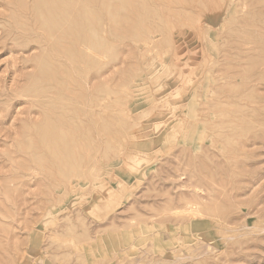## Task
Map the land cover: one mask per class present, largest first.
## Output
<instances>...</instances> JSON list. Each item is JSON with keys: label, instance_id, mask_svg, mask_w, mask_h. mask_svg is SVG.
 Returning <instances> with one entry per match:
<instances>
[{"label": "rangeland", "instance_id": "obj_1", "mask_svg": "<svg viewBox=\"0 0 264 264\" xmlns=\"http://www.w3.org/2000/svg\"><path fill=\"white\" fill-rule=\"evenodd\" d=\"M0 264H264V0H0Z\"/></svg>", "mask_w": 264, "mask_h": 264}, {"label": "bare ground", "instance_id": "obj_2", "mask_svg": "<svg viewBox=\"0 0 264 264\" xmlns=\"http://www.w3.org/2000/svg\"><path fill=\"white\" fill-rule=\"evenodd\" d=\"M103 7H104V6H103ZM102 9H103V8H102ZM63 11H64V10H63ZM76 16H77V17L75 18V21H76V24H77V22H78V15L76 14ZM23 22H24V21H23ZM87 24H89V23H87ZM87 24H86V27L88 26ZM22 26H23V25H22ZM20 28H21V27H20ZM37 28H38V27H37ZM22 29H23V28H22ZM24 30H25V29H24ZM46 35H47V34H46ZM81 37H82V36H81ZM51 39H52V38H51ZM111 42H112V41H111ZM61 47H62V46H61ZM62 50H63V48H62ZM60 51H61V50H60ZM60 51H59V52H60ZM65 51H66V50H65ZM89 51H90V50H89ZM60 53H61V52H60ZM68 54H69V53H68ZM106 54H107V53H106ZM50 60H51V59H50ZM52 60H53V59H52ZM70 62H71V60H70ZM239 66H240V65H239ZM229 69H230V68H229ZM240 70H241V69H240ZM87 101H88V100H87ZM53 129H54V127L52 128V130H53ZM51 135H52V133H51ZM65 138H66V137H65ZM70 139H71V138H70ZM80 148H81V147H80ZM71 149H72V148H71Z\"/></svg>", "mask_w": 264, "mask_h": 264}]
</instances>
